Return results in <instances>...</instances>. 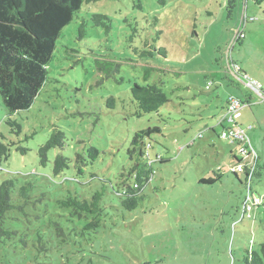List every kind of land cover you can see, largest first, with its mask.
I'll list each match as a JSON object with an SVG mask.
<instances>
[{"label":"rangeland","instance_id":"obj_1","mask_svg":"<svg viewBox=\"0 0 264 264\" xmlns=\"http://www.w3.org/2000/svg\"><path fill=\"white\" fill-rule=\"evenodd\" d=\"M231 2L85 4L80 16L106 14L110 32L105 34L87 20L79 39L80 18L75 17L56 41L47 81L31 107L8 118L0 97V140L8 147L0 158V183L14 175L38 182L34 195L46 194L25 212L8 213L4 227L16 233L0 241V264H244L246 251L259 249L264 236V101L254 94L252 104L242 107L236 119L258 156L250 191L240 170L236 172L241 183L231 173L236 165L232 153L244 161L253 157L240 155L235 141L220 136L221 126L227 124L220 125L218 119L229 95L243 98L249 93L246 75L264 85V0ZM243 16L253 20L242 26L244 39L234 42ZM157 30H162L157 46L166 49L165 57H140L132 50H147ZM229 54L238 63L237 80L222 69ZM104 59L121 63V84L112 76L103 77L107 70L97 63ZM148 67L152 70L146 82L160 85L167 103L158 112L143 113L130 87L146 83L142 77ZM207 81L212 85L206 89ZM111 97L112 108L107 104ZM55 127L65 134L64 146L50 149L43 166L37 149ZM135 135L150 143L146 150L153 159L158 155L164 161L152 163L154 175L143 188L144 199L136 209L126 210L118 199L120 182H132L130 167L142 161L132 142ZM17 145L28 151L19 153ZM89 147L98 150L95 159ZM60 153L68 158L69 168L53 175L52 162ZM77 167L83 173L78 174ZM214 171L222 173L219 180L200 182L215 178ZM95 190L104 192L99 227L78 236L72 227L81 228L84 219L70 218L69 210L57 208L55 201L67 195L87 197ZM254 196L261 198V205L253 204ZM54 216L69 217L70 222L61 220L66 241L53 235L52 257L37 253L38 259L31 255L29 260L21 251V238L32 241L34 232L47 233Z\"/></svg>","mask_w":264,"mask_h":264},{"label":"trees","instance_id":"obj_2","mask_svg":"<svg viewBox=\"0 0 264 264\" xmlns=\"http://www.w3.org/2000/svg\"><path fill=\"white\" fill-rule=\"evenodd\" d=\"M97 1L100 0H0V97L8 118L13 117L17 113L27 111L39 95L42 86L47 81V65L53 58L56 41L62 29L71 23L75 17L80 18V25L78 27L79 39L85 35L87 20L91 21L93 26L101 27L105 34L110 32L111 18L106 14L93 13L87 18L80 16L83 5ZM231 1L229 4L233 5ZM138 6L141 7L140 4ZM160 33H162V30H157L156 37L152 38L153 44L148 45L147 50L138 51L136 50L137 47H132V50L138 52L140 57H152L154 55L165 57L166 49L157 46ZM147 44L148 42L146 41L143 45ZM97 64L100 70H107L104 73V78L112 76L117 83L121 84L123 82V77L119 76L121 70V63L119 61L104 59ZM234 64L238 66V63L230 55L226 66L233 69ZM151 70V67L146 68L142 77L144 82L147 81ZM116 74L118 77H115ZM210 85H212V82L207 81L205 88H209ZM130 95L143 113L158 112L159 108L167 103L164 91L155 82H146L144 84L134 82L130 87ZM113 102V97L110 100L108 99L107 104L109 107H113ZM12 124L17 127L18 131L20 130V126L16 121H13ZM150 131L152 129L143 130L141 133L144 135V133L148 134ZM64 140V132L59 127L53 128L45 143L37 149L41 165L45 166L46 162H48L47 154L50 149L63 148ZM132 142L137 145V155L141 157L142 161L140 162L138 159L130 167L128 175L132 178V182L127 183L126 179L120 182L121 193L118 195V199L121 206L126 210L136 209L140 201L144 199L143 188L154 175L152 163L154 161H164L158 155H155L154 159L150 156L146 150V145L150 146V143L141 142L139 135H135ZM16 150L21 154H25L28 148L17 145ZM7 151L8 147L6 143L0 140V158L5 156ZM134 152L135 149H132L131 154ZM88 153L92 159H95L99 152L95 147H89ZM232 157L235 159L236 165L231 173L241 183L236 172L237 169L240 170L244 175L245 188H248L250 191L249 181L257 174L258 156L255 154L252 158L253 160L249 162L237 157L234 153H232ZM52 163L51 172L53 175H58L69 168L68 158L61 153L56 155ZM77 172L78 174L83 173V169L77 167ZM214 173L216 175L215 178H203L200 179V182L205 184L215 183V181L221 178L222 173L218 171H214ZM37 183L28 179L22 180L14 175L1 181L0 241L3 243L11 239L16 233L15 230H9L4 227L8 219V213L11 211L23 213L26 211V206L30 204L35 205L36 200L41 201V199H45L44 192L33 194V190L38 186ZM103 194L102 190H95L89 193L87 197L82 196L78 198L77 196L67 195L55 201L57 208L69 210L70 218L77 216L80 219H84L81 228L72 227L76 235L84 236L86 232H96L104 211V207L102 206ZM248 196L251 198L250 194ZM255 198H258L259 202L256 203L254 201ZM252 200L253 204L261 205L263 202L258 196H254ZM58 216L64 217L61 213H58ZM63 217L64 221L70 222L69 217ZM62 219H58L55 216L51 217V225L48 227V232L43 234L39 230L36 231V234L34 232L32 241H29L28 237L21 238V251H24L28 255L29 260L32 257L38 259L37 253H47L44 257L48 259L52 257L49 254L56 247L53 235L61 238L62 242L66 241L65 231L61 223L63 222L61 221ZM243 263L264 264V236L258 250L246 251Z\"/></svg>","mask_w":264,"mask_h":264},{"label":"built area","instance_id":"obj_3","mask_svg":"<svg viewBox=\"0 0 264 264\" xmlns=\"http://www.w3.org/2000/svg\"><path fill=\"white\" fill-rule=\"evenodd\" d=\"M253 20V18H248L243 16L241 21V27L237 28L234 35V42H238L240 39L244 38V32L242 26H244L247 21ZM230 55H227L226 63L229 61ZM233 71L237 72L238 66L234 64ZM244 75V74H243ZM208 86V85H207ZM245 88L252 94H255L264 101V85L258 80L246 75L244 78ZM247 101L238 97L228 96L226 99V104L224 106V111L222 116L219 118L218 123L221 125L222 122L226 123L227 126H222L220 136L228 139L230 141H235L238 145V152L242 156H254L255 153L252 150L251 144L245 132V129L236 120L240 115V110L242 107L247 105ZM250 127V126H249ZM252 161V160H251ZM249 162V161H248ZM240 168V166H238ZM249 196H247V199ZM256 203L259 202L258 198L254 200ZM244 208L250 210L251 206L245 204Z\"/></svg>","mask_w":264,"mask_h":264},{"label":"crops","instance_id":"obj_4","mask_svg":"<svg viewBox=\"0 0 264 264\" xmlns=\"http://www.w3.org/2000/svg\"><path fill=\"white\" fill-rule=\"evenodd\" d=\"M228 69H227V68ZM222 69H224V71L226 72V73H228V74H230L233 78H234V80H237V75H238V71H237V73L235 72V71H233L230 67H228V66H226V63H225V65L224 66H222ZM239 68H237V70H238ZM230 82L231 83H233V81H231L230 80ZM253 95L254 94H252V93H246V95H243L244 97L243 98H241V97H238V98H241V99H243V100H246L248 103H247V105L249 106V105H251L252 104V99H253ZM229 96H234V97H237V96H235V95H229ZM226 100V99H225ZM225 103H226V101H225ZM225 103L222 105V110H223V108H224V106H225ZM241 112V111H240ZM240 115H241V113H240ZM239 115V116H240Z\"/></svg>","mask_w":264,"mask_h":264}]
</instances>
